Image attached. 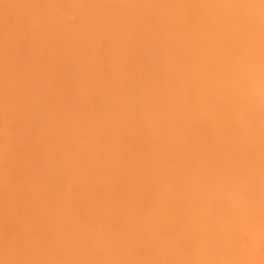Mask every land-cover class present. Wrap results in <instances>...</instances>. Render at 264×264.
Returning a JSON list of instances; mask_svg holds the SVG:
<instances>
[{
    "label": "rangeland",
    "instance_id": "374dc122",
    "mask_svg": "<svg viewBox=\"0 0 264 264\" xmlns=\"http://www.w3.org/2000/svg\"><path fill=\"white\" fill-rule=\"evenodd\" d=\"M132 1L0 0V264L19 262L12 245L23 240L26 228L35 225L38 220L37 211L31 209L29 193L43 194L45 185L42 180L50 179V169L46 170L44 164L40 167L38 160L34 162L36 169L34 170L33 166V170L26 173L25 164L31 150L28 148L29 143H21L25 140L36 142L40 136L39 127L34 125L33 121L38 116L35 106L41 107L46 115H64L84 124L89 121L88 118L94 116L118 118L117 114L121 112L128 97V94H125L122 99V95L132 84L145 82L148 78L160 89H169L175 84L173 89L178 91L189 63L192 68L196 61L203 62L206 59L204 53L215 58L212 51H207L214 42L207 39L218 37L219 28L223 27L226 21L236 19L245 11V7H240V0H228L229 4L227 0H168L170 4H166L167 0H156L154 3H151L154 0ZM261 1L263 0H260L259 4ZM138 2L139 4L135 5ZM259 4L255 5L257 8L254 14L257 16L250 18L245 13L244 19L241 17L246 20L243 22L240 19L243 25H240L237 36L249 34L252 45L257 46L264 54V2L261 6ZM171 5H175V8ZM169 8L172 10L168 11ZM201 9L204 11L203 16ZM220 9L222 15L218 11ZM216 11L221 17L214 15ZM160 14L162 16L159 17ZM260 15L263 21L258 19ZM178 16L181 22L178 18L177 21L174 20V17ZM210 19L214 22H210ZM256 20L260 23L257 24ZM234 22H228V26L225 24L230 34H234L238 28V21L236 20L235 26ZM214 25H217V31L215 27L212 28ZM192 27L197 29L193 30ZM207 27L209 30L205 29ZM201 29L205 33H201ZM170 34L175 44L170 41ZM177 36L179 38L176 39ZM202 43H205L206 47ZM262 63L264 65V55ZM139 86L140 84L133 86L132 92ZM186 91L192 101L189 89ZM250 97L243 106L250 130L247 140L231 151L225 150L219 158L211 154H206V157L204 155L205 164L202 167L206 169L203 174L201 170L200 174H188L183 156L177 154L176 149L170 146L168 150H163L162 162L148 163L147 171L150 170L152 174L149 178H152L150 182L149 178L148 181L144 179L141 182L147 183L144 188L147 193L144 217L138 220L139 222H134V225L133 221L129 222L127 228L131 231L128 230L129 233H124L125 235L121 230L117 233L116 223H107L119 242L108 247L106 259L103 258L100 264H264V105L261 108L255 107L253 103L256 96ZM21 105L26 107L18 112V115L15 114L13 110L15 107L20 109ZM192 105L193 101L190 106ZM3 112L12 115L14 121L19 122V128L15 125H4ZM235 112L237 111L234 104L221 109L222 115L225 117L227 113L228 119H231L233 116L230 114ZM212 114L213 112L193 118L189 125L192 131H199V128L206 131L210 126ZM26 122L29 124H25ZM229 122L224 127L219 126L222 129L217 134L231 143L233 137ZM7 127L11 133L9 139L3 130ZM151 130L153 136L155 134V141L159 139L158 145L164 142L163 136L158 137L156 131L152 128ZM196 137L206 142L198 133ZM90 152L94 154L95 150L91 149ZM198 163L199 161L195 160L193 166L197 167ZM174 179L180 183H175ZM55 183H59V179H56ZM171 186H176V189ZM48 190L55 191L49 187ZM174 190H177L178 196L174 194ZM198 191L199 193H196ZM171 201L174 204L170 203ZM158 205L163 210H160ZM66 223L67 221L64 225L67 226ZM54 228V238L49 233L45 239L58 253L54 239H60L64 228L55 224ZM136 230L147 234H138ZM3 232L7 235V241H2ZM254 234L257 238L261 236L255 241L257 246L255 243L252 245ZM31 235L36 240L27 241L24 246V264H31L33 254L42 255L46 246V241L40 238V235ZM68 240V236L64 235L62 241L68 243ZM70 241L78 248L76 237H72ZM123 241L125 242L122 243ZM51 253L43 255L47 264H54ZM56 260L60 261L59 258Z\"/></svg>",
    "mask_w": 264,
    "mask_h": 264
},
{
    "label": "bare ground",
    "instance_id": "6f19581e",
    "mask_svg": "<svg viewBox=\"0 0 264 264\" xmlns=\"http://www.w3.org/2000/svg\"><path fill=\"white\" fill-rule=\"evenodd\" d=\"M259 1L260 0H240V7H245V11H242L240 15L239 12L242 8L239 9V12L237 14H239L240 16L237 15L238 17H236V19L230 20H233V22L235 20L233 26H235L236 20L238 21L236 25V27L238 28L235 29V32H233L234 34H230L228 32L227 24L230 21H226L227 23L225 24L227 26H225V24H223V27H220L218 25L220 27L219 36L216 38L207 39L211 42H214L213 45H211L210 43L211 47L209 49L207 48V51H212L215 55V58H212L209 55L207 56V54L204 53V55H206V59L203 62L196 61L192 68L190 67L192 66V64L189 63L190 66L188 64V67L185 70V77L184 79H182L181 87L178 91L173 89L175 85L173 82V87H170L169 89H160L153 82H150V79L148 78L145 82L132 84L127 92L122 95V99L124 98L125 94H128V97L126 98V102H124L123 104L121 112L117 114L118 118L115 119L112 117L106 118L103 116H94L88 118L89 121L84 124L82 121H75L71 117H67L64 115L60 117H56L55 113H48L46 115L42 112L41 107L39 108L38 106H35L38 109V116L33 119V121L34 125L36 124V126L39 127L40 136L36 142L30 143L29 140H25L23 143H21L22 145H26L29 143L30 147L28 148L31 150V152H28V160L25 164L26 173H28L29 170H33V166L34 170L36 169V163L34 164V162L37 160L40 162V167L42 166V164H44L46 170L49 168L51 172L49 175L50 179L42 180L45 185L43 194L40 193V195H34L32 192L29 193L31 209H35L37 211L36 216L38 220L35 225L26 228L23 240H20L18 243H14L12 245V247L16 250L15 255L19 261L17 262V264H24L23 262L25 261V255L23 249L25 250L24 246L27 244V241L32 242L36 240V238L31 235L33 233L38 234V237L41 236L40 238H43L46 241V246L43 250L42 255L33 254L31 264H47L43 259V255L49 252H52L51 260L54 261V264H100L101 260L105 258L106 250L108 249V247L112 246L113 243L116 244L119 242V240H117V237L114 235L115 232L113 233L111 228L107 226V223H116L117 233L119 230V232L122 231L123 235H125L124 233L127 234L129 233L127 231L130 230V228H127L129 222L131 223V221H133L134 225V222L142 220V218L144 217L143 212L146 211L147 206V193L145 192L144 188H146L147 183L142 184L141 182L144 179L148 181V178L152 174L149 172L150 170L147 171V169L149 168L148 163L150 161H163V150H168V146L173 147L174 149H176L175 151L177 152V154L183 156V160L186 161L185 167L188 174L191 172L200 174V170L203 174L204 170L206 169L205 167H202V165L205 164L203 160L204 155L206 157V154H211L214 155L215 158H219L225 152V150L231 151L237 145L245 143L247 137L250 135V130H248V121L245 117L246 112L244 111L243 106L248 102V98L250 96H256V102L254 101L253 103L255 107L261 108L262 105H264V65L262 63L264 54L258 50L257 46H255L254 44L252 45V42L249 40V34L238 37L237 33L243 25L240 19H244L245 13L247 17L250 18L253 15H256L254 14L255 9L257 8V6L255 5L257 3L259 4ZM154 2H156V0L151 3ZM261 2L260 4H263L264 0ZM167 3L170 4L168 0L166 4ZM182 3H184V1ZM137 4H139V2L135 5ZM158 4L159 3L157 2V6H159ZM165 6L166 5H164V7ZM220 6L221 5H219V7ZM164 7H162V9ZM172 7L175 8V5ZM178 8L179 7H177V9ZM140 9H142V7ZM199 9L200 7L197 8V11ZM144 10L145 9H143V11ZM169 10L172 9L169 8L168 11ZM201 10L203 12V16L204 11L203 9ZM149 11L150 13H152L151 9H149ZM218 11L220 12L222 10L220 9ZM217 14L218 16H220L216 11V14L214 15L216 16ZM191 15H193V13ZM198 15L199 14H197V16ZM209 15L211 14L209 13ZM225 15H227V13ZM71 16H73V14H71ZM155 16H157L156 13ZM160 16L162 15L160 14L159 17ZM165 17L166 16H164V18ZM220 17H218V19ZM174 18V20L178 18L180 21L179 16ZM193 19L194 18H192V20ZM258 19L263 21V17H261V15ZM211 20L212 19H210V22H214ZM214 20L216 21V18ZM245 20L242 21L244 22ZM201 21L202 19L198 21V23ZM196 22L197 21H195V23ZM256 22L257 24L260 23V21L258 22L257 20ZM261 23L263 24V22ZM190 24H192L191 21ZM171 25L169 26L171 27ZM167 26L165 25V27ZM180 26L182 25L180 24ZM215 26L217 25L212 26V28ZM208 27L205 29L207 30ZM203 28L204 27H202V29ZM194 29L197 28L194 27L193 30ZM202 29L200 30L201 33L204 32H202ZM215 30L217 31L216 27ZM196 33L197 32H195V34ZM168 36L169 35H167V37ZM177 38L179 37L177 36L176 39ZM194 39L197 40V38ZM204 39L202 38V40ZM171 40L172 35L170 41ZM179 41L182 42L181 40ZM172 43H174V39L172 40ZM165 44L167 45V43ZM201 47L199 48L200 50ZM204 47L206 46L204 45ZM187 50L188 49H186V51ZM160 67L162 66L160 65ZM171 79H169V81ZM137 84H140V86L136 91L132 92V87ZM188 89L192 94V106H190L192 101L189 99L188 92L186 91ZM232 104H234V108L237 112L231 113L230 115H232L233 117L231 119H228L226 118L228 117L227 113L224 117L221 113V109L224 107L228 108ZM21 106L22 107L20 109L15 107L13 112L18 115V112L22 111V109L26 107H23V105ZM211 112H213V114L210 117L211 123L209 128H207L206 131L204 128H199V131L193 132L191 127L189 126L192 119L197 116H205L206 113ZM3 118L4 125H15V127L17 126L19 128V122L14 121V117L12 115L5 114L3 112ZM228 122L230 123V126L232 128L231 134L233 137V142L231 143H228L229 141H227L224 137H221L220 134H217V132L222 129L220 127H224ZM25 124H29V122H26ZM151 128L156 131L157 136L161 135L164 137V142H160L158 145L157 140L159 139H156L155 141V134L153 136V131L151 130ZM3 130H5L7 139H9L11 136L9 127L3 128ZM197 133L202 136V140H206V142L200 141L196 137ZM20 134L23 137L22 131L20 132ZM239 141L240 143H238ZM33 145H35L34 148ZM91 149L95 150L94 154H91ZM195 160L199 161L197 167L193 166ZM185 161H183V163H185ZM37 176L39 178L40 174ZM151 178H149L148 182H150ZM56 179H59V183L57 184L55 183ZM175 183H177V181H175ZM179 183L180 182H178L177 184ZM32 185L33 184H31V186ZM203 186L205 187V189H207L205 185ZM48 187L51 189H55V191H49ZM174 187L171 186V188ZM200 190L202 193L203 188L201 187ZM176 192L177 190H174V194ZM196 193H199V191ZM175 195L178 196L177 193ZM170 203L174 204L173 201H171ZM166 206L167 205H165V207ZM157 207L159 208V205ZM159 209L163 210V208ZM30 212L31 211H29V213ZM159 215H157V217ZM66 221L68 223L67 226L64 225ZM54 224L56 226H61L64 228H61L63 230L62 236L58 235L60 239H54V244L58 247V253L56 252L55 248L50 247L49 243L45 239V237L49 235V233L54 238ZM149 225H151V223H149ZM144 227L143 230L145 229ZM125 228L127 229L126 231ZM251 231L253 232V230ZM140 232L143 235L144 233L147 234V232ZM140 232H137L136 230V233L139 234ZM2 234L4 235V239L2 241H7V235H5L4 232ZM138 234L136 236H138ZM64 235L68 236V243H64L62 241ZM128 236L130 235L128 234ZM72 237H76L79 241H77L78 248L74 247L72 242L70 241ZM260 237L261 236H259L258 238ZM258 238L257 235H252V245H254L256 239ZM144 239L145 238L143 237V240ZM137 240H140V238H137ZM124 242L125 241H123L122 243ZM256 244L257 243H255V246H257ZM127 246L128 245L126 244L125 247ZM120 248L122 247L120 246ZM250 248H248V250ZM131 249L133 248L131 247ZM51 254H49V256H51ZM58 258L60 261L56 260ZM260 260L261 258H259V261Z\"/></svg>",
    "mask_w": 264,
    "mask_h": 264
}]
</instances>
